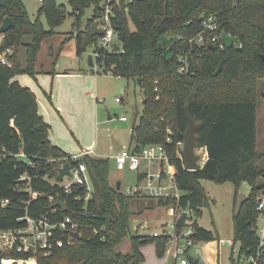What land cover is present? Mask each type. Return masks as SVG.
Here are the masks:
<instances>
[{"label":"trees","instance_id":"obj_1","mask_svg":"<svg viewBox=\"0 0 264 264\" xmlns=\"http://www.w3.org/2000/svg\"><path fill=\"white\" fill-rule=\"evenodd\" d=\"M105 2L70 0L68 4L75 30L70 39L79 58L99 39L91 35L90 26L103 15ZM107 6L119 50L96 49L95 64L100 73L110 71L115 77L134 81L144 95L142 113L130 134L133 152L163 142L166 122L173 141L181 139L187 106L194 122L200 124L195 130L196 145L205 146L208 153V160L197 171H185L180 161H173L183 196L178 203H155L191 209L195 216L191 237L194 243H207L217 261L219 239L196 222L208 205L201 181L230 182L236 189L240 183L249 186L248 195L238 205L234 202L232 210V239L238 253L236 260L230 257V264H244L241 260L255 252L257 195L264 190V170L258 166L263 156L257 153L256 138V82L264 79V0H110ZM91 8L92 15L81 28V19ZM65 16V6L56 0L40 2L34 20L22 0H0V20L8 17L14 22L0 43V52L11 50L6 56L11 67L0 63V203L7 201L0 206V230L25 228L26 216L53 225L70 218L78 226V237L56 229L53 240L61 241V246L52 242L47 255L38 251V264H142L141 248L150 242L155 244L157 258L163 259L166 236L130 234V202L140 198L126 196L110 185L107 159L85 154L73 160L52 145L50 126L38 113L34 93L14 80L17 75L34 78L42 41L55 34ZM209 18L216 27L212 33L205 30ZM221 32L236 37L237 42L230 47L221 41L208 42ZM20 49L25 51L24 62L18 56ZM189 59L192 73L180 72ZM65 163L85 166L91 194L79 185L71 186V194L64 192V177L58 179L57 169ZM57 199L64 204L62 209L53 208ZM127 237L130 253L116 252Z\"/></svg>","mask_w":264,"mask_h":264},{"label":"rangeland","instance_id":"obj_2","mask_svg":"<svg viewBox=\"0 0 264 264\" xmlns=\"http://www.w3.org/2000/svg\"><path fill=\"white\" fill-rule=\"evenodd\" d=\"M65 6L66 16L63 23L55 28V34L46 38L41 43V49L37 55L35 67L43 69L51 68L53 59H57L58 65H67L71 60L83 66L86 70L96 72L93 68H89L86 63L87 55L93 48L86 47L85 52L79 58L75 54V46L70 35L75 31L72 28L73 18L71 17V9L65 2L57 1ZM26 12L31 20H34L40 6L39 0H22ZM92 15V8L85 11L81 19V28ZM44 28L48 30L44 16H40ZM18 56L24 62L25 51L20 49ZM101 94H98L97 100L98 110L88 105L86 99L82 100L84 104V113L79 121V125L86 140H96L94 151L96 154L91 155L96 158L107 159L108 161V177L111 186L120 183V191L125 195L128 188L136 184V172L127 169L118 171L112 156L120 152L125 147H130V131L133 124L138 122L142 113L143 94L138 85L131 80L117 78L111 73H98ZM257 86V108H256V138L257 153L261 156L258 166L264 170V79L256 82ZM120 89H124L125 93H121ZM121 99L116 102L115 99ZM125 117L126 121L121 122L120 118ZM76 129V126L73 125ZM69 177H64L62 184L70 182ZM201 185L206 193L208 205L202 208L200 218L196 219L198 225L204 229L211 231L219 240H231L233 238L232 228V210L234 202L238 205L249 193V186L240 183L237 189L235 186L226 182L223 184H215L210 181L202 180ZM89 193L93 188L88 185ZM236 192V194H235ZM130 210L133 215L130 219V234L133 236L147 237L153 231L159 233L166 229L172 232V217L168 214L167 207L158 206L152 199H134L131 202ZM259 227V224H257ZM168 239V238H167ZM179 243L184 244V240ZM196 245V246H195ZM194 247H190L187 253L188 257L198 259L200 264H230V257L237 259L238 244L233 249L228 244L218 247V260L216 261L213 253H210V247L205 242L196 243ZM166 252L163 259H158L155 253V244L150 242L141 248L144 257L142 264H162L167 255L172 250V245L167 242ZM116 252L123 255L129 254L131 251L129 238H124L115 248ZM196 250H198L196 252ZM241 263H244L241 260Z\"/></svg>","mask_w":264,"mask_h":264},{"label":"built area","instance_id":"obj_3","mask_svg":"<svg viewBox=\"0 0 264 264\" xmlns=\"http://www.w3.org/2000/svg\"><path fill=\"white\" fill-rule=\"evenodd\" d=\"M39 1L42 2L43 0ZM57 1L65 2L67 4L70 2V0H56V2ZM109 1L110 0H106L104 13L99 21H97V27L101 29L103 33L99 36L96 44L91 46L93 50L90 54L92 55L93 69L95 70L97 69L95 61L98 57L96 49L111 50L113 45L116 44L117 37L110 24V9L107 6ZM132 1L133 0H126L127 3H131ZM1 21L2 20H0V24ZM205 30L210 33L216 30L215 24L212 23V19L209 18L208 21L205 22ZM2 36L3 34L0 35V43ZM220 41V37L215 35L211 37V40H208L210 43ZM197 42L201 43L202 37H200ZM10 52V49L0 52V63L7 67H11V63L6 57ZM187 64L188 63L184 61V65L179 71H185L187 69ZM96 73H100V70H96ZM107 73L111 72L109 71ZM115 101L120 102L121 99L116 98ZM120 121L125 122L126 118L121 117ZM166 123V136L163 142L148 144L140 148L138 152H133L131 146L125 147L116 155L112 156L116 170L121 171L127 169L136 172V184L135 186L128 188L127 193L125 194L126 196L152 199L154 202L173 200L176 203H178L183 196V192L180 190L177 182V168L173 162L175 160L180 161L183 170H185L182 157L183 140L181 138L173 141L172 130L170 126H168V122ZM169 149L174 150V155H170ZM89 153L72 156V159L76 160L82 155H90ZM194 153L198 156L197 165L199 170L208 160L207 149L205 146L196 145ZM13 157H16V155ZM65 177L71 179L70 182L61 184L65 193H72V185L86 186L89 191L88 175L83 164L70 167L69 176ZM31 195L32 197H36V193H32ZM76 200L78 201L80 198L77 197ZM6 204L7 201H1L0 206L4 207ZM167 209L168 214L172 217V224L170 226L172 232H169L166 229L161 233L153 231L151 237L156 238L159 236H166L169 239V242L172 245V250L169 254L172 256L173 264H191L189 261V258L191 257H188L187 253L189 248L194 247L196 244L191 237L193 234L195 216L191 209H183L179 206L174 207L172 205L167 206ZM182 213L186 214L185 226L183 228H177L175 222ZM256 213L257 223L255 231L258 235V240L255 252L249 257L243 259L244 264L264 263V190L257 195ZM23 219L26 222L25 228L0 230V254L2 255L0 257V264H38L36 253L38 251H45V255H47L48 252L46 251L51 249L52 242H55V240H53V233L56 229L59 231H67V233L73 236V234H76V229L78 227L76 224L72 223L68 217L55 225L45 220L34 221L27 216ZM257 224H259V227ZM178 229L179 231H177ZM180 240H184V244L181 245L179 243ZM55 244L61 246V241H56ZM225 244H228L231 247H234L235 245L233 239L227 241L220 239L218 241V247ZM197 251L198 250H196V252ZM10 252L15 254H27V256L13 257L9 255ZM197 261L198 264H200L198 259Z\"/></svg>","mask_w":264,"mask_h":264},{"label":"crops","instance_id":"obj_4","mask_svg":"<svg viewBox=\"0 0 264 264\" xmlns=\"http://www.w3.org/2000/svg\"><path fill=\"white\" fill-rule=\"evenodd\" d=\"M53 61L49 69L36 66L34 78L17 75L14 80L34 93L38 113L50 126L48 138L52 145L70 156L89 152L90 156L94 155L96 140L84 138L79 121L84 113L83 99L95 111L98 110V103L95 101L94 105L92 100L102 93L99 74L86 70L72 60L60 66L56 58ZM120 92L125 93V90L120 89Z\"/></svg>","mask_w":264,"mask_h":264},{"label":"water","instance_id":"obj_5","mask_svg":"<svg viewBox=\"0 0 264 264\" xmlns=\"http://www.w3.org/2000/svg\"><path fill=\"white\" fill-rule=\"evenodd\" d=\"M14 25V22L8 18L5 17L2 19L1 24H0V35L6 33L12 26ZM90 33L92 36H101L102 31L97 27V22H93L90 26ZM220 39L223 43L224 46L230 47L233 46L237 42V38L227 35L224 32L220 33ZM113 48L115 51L119 50V47L114 44ZM211 48H213V45H211ZM86 63L89 68H93V60H92V55L89 54L87 55L86 58ZM193 71V65L192 61L189 59L188 64H187V73H192ZM144 103V101H143ZM184 115L186 119V130L185 132L181 135V138L183 140V150H182V157H183V162H184V168L187 171H197L198 170V165H197V160L198 156L194 153V148L196 146V135H195V130L199 127V123H195L193 118L191 117L188 107H184ZM69 169L70 165L68 163H65L62 167L57 169L58 173V179L61 180L65 176H69ZM120 189V183H116V190ZM54 207H59L63 208L64 204L60 203L59 200H56V203L53 205ZM185 219H186V214L182 213L181 216L176 220L175 226L177 228H183L185 226ZM74 238L78 237V234H73ZM189 261L191 264H198L197 259L189 258ZM80 264H85V262H82ZM163 264H173L172 261V256L170 254L167 255V258Z\"/></svg>","mask_w":264,"mask_h":264}]
</instances>
